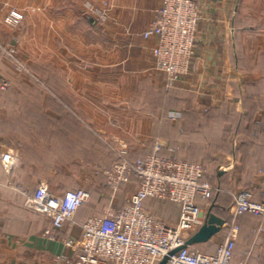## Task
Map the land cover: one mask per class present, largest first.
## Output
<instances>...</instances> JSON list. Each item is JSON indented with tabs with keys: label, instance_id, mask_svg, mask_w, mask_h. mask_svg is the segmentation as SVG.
Instances as JSON below:
<instances>
[{
	"label": "crops",
	"instance_id": "1",
	"mask_svg": "<svg viewBox=\"0 0 264 264\" xmlns=\"http://www.w3.org/2000/svg\"><path fill=\"white\" fill-rule=\"evenodd\" d=\"M103 1L109 20L98 26L84 4ZM194 1L193 65L166 90L151 55L155 40L141 37L159 0H0V154L15 157L9 174L0 164V264H70L75 252L65 239L77 240L87 219L125 205L137 188L135 179L116 192L105 186L115 150L133 161L158 147L161 156L202 164L225 190L197 199L196 232L208 211L224 221L210 240L190 246L200 253L214 254L225 237L229 193L255 188L254 200H264V0ZM12 10L24 17L16 28L3 22ZM11 47L23 72L6 57ZM38 187L84 188L90 198L53 231L25 205ZM143 208L166 224L178 220L169 201L145 200ZM259 228L263 218H239L232 264H264Z\"/></svg>",
	"mask_w": 264,
	"mask_h": 264
},
{
	"label": "built area",
	"instance_id": "2",
	"mask_svg": "<svg viewBox=\"0 0 264 264\" xmlns=\"http://www.w3.org/2000/svg\"><path fill=\"white\" fill-rule=\"evenodd\" d=\"M85 11L95 24L104 26L109 20L110 4L85 2ZM24 17L10 11L3 22L18 27ZM200 21V8L194 0H159L154 17L141 33L145 40H155L151 50L156 68L166 78L165 89H171L180 78L189 75L196 52L195 35ZM7 59L15 63V70L23 72L24 66L17 61L16 50L5 52ZM4 59L0 44V63ZM172 119L178 114L171 113ZM15 157L0 154L3 171L9 174ZM205 169L200 163L175 160L159 155L158 147L144 158L130 160L125 150H115V159L103 171L105 186L116 192L131 179L137 188L127 203L118 209L109 207L100 218H89L81 225L77 240L65 239V246L75 252L70 264H160L171 251L166 264H232L239 218L244 213L260 216L264 220V200L255 201L256 190L231 192L230 220L225 225L226 234L214 254H203L186 245L196 232L202 215L197 199L207 202L214 193L224 190L214 188L205 180ZM260 193L264 195V183ZM90 198L84 188L69 189L54 194L46 188H36L25 202L28 209L45 217L53 231L71 223L77 210ZM156 199L178 205V220L166 224L143 208L145 200ZM52 230L45 235L55 239ZM264 231L256 230V234ZM64 257L57 256L56 260Z\"/></svg>",
	"mask_w": 264,
	"mask_h": 264
},
{
	"label": "water",
	"instance_id": "3",
	"mask_svg": "<svg viewBox=\"0 0 264 264\" xmlns=\"http://www.w3.org/2000/svg\"><path fill=\"white\" fill-rule=\"evenodd\" d=\"M224 224V221L214 214L208 211L205 215V221L203 225L195 232L186 242V245L191 246L196 243H202L210 240L214 235L220 232L221 226ZM178 250L171 251L164 259L160 262V264H166L168 258L176 253Z\"/></svg>",
	"mask_w": 264,
	"mask_h": 264
},
{
	"label": "trees",
	"instance_id": "4",
	"mask_svg": "<svg viewBox=\"0 0 264 264\" xmlns=\"http://www.w3.org/2000/svg\"><path fill=\"white\" fill-rule=\"evenodd\" d=\"M163 93H164V94H163ZM163 93H162V99H163L164 97H166V98H171V97H170V94H168L167 92H166V93L163 92ZM205 180H206L211 186H213L214 188H219V189L223 190L221 187H219V186H217V185H213V184L211 183V181H210L209 179H207L206 176H205ZM242 190H255V188H245V189H242ZM224 191H225V190H224ZM256 191H257V190H256ZM221 194H224V192H221V193H214L213 196H212V198L209 199L207 202H210V201L213 200L216 196H219V195H221ZM245 214L255 216V215H253V214H251V213H244L243 215H245ZM243 215H242V216H243ZM255 217H257V218H261L260 216H255ZM229 220H230V216H229L228 222H229Z\"/></svg>",
	"mask_w": 264,
	"mask_h": 264
},
{
	"label": "rangeland",
	"instance_id": "5",
	"mask_svg": "<svg viewBox=\"0 0 264 264\" xmlns=\"http://www.w3.org/2000/svg\"><path fill=\"white\" fill-rule=\"evenodd\" d=\"M89 15V14H88Z\"/></svg>",
	"mask_w": 264,
	"mask_h": 264
}]
</instances>
